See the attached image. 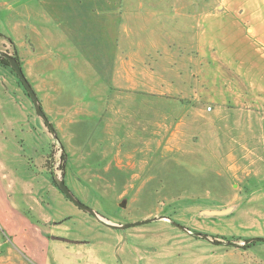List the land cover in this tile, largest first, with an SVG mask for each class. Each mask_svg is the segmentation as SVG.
Instances as JSON below:
<instances>
[{
    "label": "rangeland",
    "instance_id": "374dc122",
    "mask_svg": "<svg viewBox=\"0 0 264 264\" xmlns=\"http://www.w3.org/2000/svg\"><path fill=\"white\" fill-rule=\"evenodd\" d=\"M5 69L0 66L4 193L8 188L9 202L23 207L39 229L51 232L52 237L78 242L80 262L264 264L262 241L251 243L246 250L234 249L193 237L163 220L119 233L57 191L47 194L49 183L42 166L52 153L54 175H63L67 187L84 205L113 223L165 217L219 241L264 239V120H211L208 126L203 117L209 114L202 105L199 120H180L173 130L164 124L156 137L155 126L143 125L144 120H114L116 123L108 126L98 125V120H65L69 122L64 126L66 139L62 140L53 126L66 157L62 174L60 145L52 135L50 144H54L47 145L48 131L37 130L35 122L41 123V119L31 100ZM75 121L94 124L82 125L86 133H80ZM13 177L18 188L11 193ZM38 189L44 191L42 208L35 199ZM225 209L230 212L223 216L205 214ZM44 221L47 225H41ZM14 238L10 230L3 233L0 221V264H18V259L26 263L13 249L12 245H19ZM41 247L35 246L36 251L48 252L45 259L52 261L50 248ZM59 255L61 263L66 260Z\"/></svg>",
    "mask_w": 264,
    "mask_h": 264
},
{
    "label": "crops",
    "instance_id": "0c3cea01",
    "mask_svg": "<svg viewBox=\"0 0 264 264\" xmlns=\"http://www.w3.org/2000/svg\"><path fill=\"white\" fill-rule=\"evenodd\" d=\"M0 52L17 55L62 140L65 120L105 126L144 120L156 137L164 124L173 130L180 120H199L202 105L208 126L211 120H264V0H0ZM35 123L45 133L43 121ZM74 124L86 133L82 125L94 123ZM42 166L47 194L63 195L45 161ZM4 172L0 159L2 231L13 232L19 243L13 249L26 260L16 262L91 264L80 262L78 242L52 237L9 202ZM11 182L12 193L18 182ZM43 192L35 198L41 208ZM35 246L50 248L56 263Z\"/></svg>",
    "mask_w": 264,
    "mask_h": 264
},
{
    "label": "water",
    "instance_id": "95a60500",
    "mask_svg": "<svg viewBox=\"0 0 264 264\" xmlns=\"http://www.w3.org/2000/svg\"><path fill=\"white\" fill-rule=\"evenodd\" d=\"M0 56L5 58L8 63H9V67L12 69V71L14 72V74L16 75L17 79L19 80V82L21 83L22 87L24 88L26 94L28 95V97L30 98L33 108L35 110V113L37 115L38 118H40L43 123L45 124L47 130L49 131V133L52 135L53 139L60 145V142L57 139L56 136V132L53 128V126L50 124V122L48 121V119L46 118L41 106H40V102L35 94V92L33 91L31 85L29 84V82L27 81L26 77L24 76L22 69L18 63V61L13 58L10 54H8L7 52H0ZM61 147V146H60ZM54 181L57 185V189L66 197V199L68 201H70L74 206H76L78 209L84 211L85 213L91 215L92 217H94L100 224L113 229V230H117L120 231L121 233H124L125 230L127 228L130 227H135V226H139V225H143L152 221H159V220H163L166 222L171 223L173 226L180 228L181 230L185 231L187 234L196 237V238H201L203 240H206L210 243H220V245H226V246H234V247H241V246H246L252 242H256V241H262L264 242V239H259V238H252L246 241H241V242H234V241H219L213 238L208 237L207 235L204 234H200V233H193L190 230L176 224L175 222L170 221L169 219L165 218V217H153L147 220H143V221H139V222H135V223H126V224H118V223H113L108 219L103 218L102 216H100L96 211H94L93 209L89 208L88 206L84 205L73 193L72 191L67 187V185L65 184L64 181V176L60 175V176H54ZM228 212V209L225 210H218V211H207L205 212L206 215L208 216H223L226 215ZM58 240H62L65 241L62 238H56Z\"/></svg>",
    "mask_w": 264,
    "mask_h": 264
},
{
    "label": "trees",
    "instance_id": "16d2710c",
    "mask_svg": "<svg viewBox=\"0 0 264 264\" xmlns=\"http://www.w3.org/2000/svg\"><path fill=\"white\" fill-rule=\"evenodd\" d=\"M8 53V52H7ZM9 54V53H8ZM13 58H15L17 61H18V63H19V65H20V61H19V59H18V57H17V55L13 52L12 54H10ZM0 66H3V67H5V68H8L9 70H10V72L16 77V75L14 74V72L12 71V69L9 67V63H8V61L5 59V58H3V57H1L0 56ZM17 78V77H16ZM18 80V79H17ZM18 83L21 85V83L19 82V80H18ZM27 95V94H26ZM28 96V95H27ZM60 146H61V144H60ZM51 155H52V153H51ZM51 155H49V157L46 159V161H45V166L47 167V169L50 171V174H51V180H52V183H53V185L57 188V185H56V183H55V181H54V173H53V171H52V169H51V166H50V159H52V157H51ZM60 159H61V170H62V174H64V172H65V163H66V157H65V152H64V150H63V148H62V146H61V156H60ZM213 239H217V237H215V238H213ZM223 240H226V241H235V242H239V241H242L241 239H237V240H233V239H231V240H229V239H225V238H222ZM244 241H246V240H244ZM243 241V242H244ZM253 243V242H252ZM215 244H220V243H215ZM251 244V243H250ZM250 244H248V245H246V246H241V247H234V246H229V247H232V248H234V249H247L249 246H250Z\"/></svg>",
    "mask_w": 264,
    "mask_h": 264
},
{
    "label": "built area",
    "instance_id": "2783aa9c",
    "mask_svg": "<svg viewBox=\"0 0 264 264\" xmlns=\"http://www.w3.org/2000/svg\"><path fill=\"white\" fill-rule=\"evenodd\" d=\"M1 246V245H0Z\"/></svg>",
    "mask_w": 264,
    "mask_h": 264
}]
</instances>
